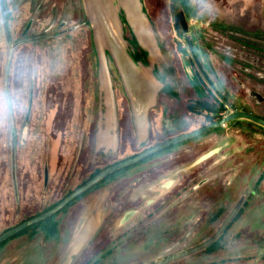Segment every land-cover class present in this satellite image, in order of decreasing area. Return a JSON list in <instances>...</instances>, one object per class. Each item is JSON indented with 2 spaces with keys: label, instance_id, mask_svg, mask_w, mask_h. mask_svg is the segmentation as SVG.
I'll use <instances>...</instances> for the list:
<instances>
[{
  "label": "rangeland",
  "instance_id": "374dc122",
  "mask_svg": "<svg viewBox=\"0 0 264 264\" xmlns=\"http://www.w3.org/2000/svg\"><path fill=\"white\" fill-rule=\"evenodd\" d=\"M187 1L184 34L173 24L177 0H141L162 86L137 116L146 120L137 139L111 61L117 42L94 50L87 0H5L0 86L21 92L24 107L0 127V235L105 167L205 126L206 114L186 109H197L193 88L207 91L198 62L213 95L264 116V0ZM121 29L138 54L125 21ZM257 133L233 121L112 172L48 221L3 241L0 264H151L212 237L237 204L210 250L169 264H264V133ZM119 199L124 205L114 204Z\"/></svg>",
  "mask_w": 264,
  "mask_h": 264
},
{
  "label": "water",
  "instance_id": "95a60500",
  "mask_svg": "<svg viewBox=\"0 0 264 264\" xmlns=\"http://www.w3.org/2000/svg\"><path fill=\"white\" fill-rule=\"evenodd\" d=\"M102 3V0H87V2L85 3L86 12L90 20L91 29L93 31V47L95 48L94 50H96V52L103 53L105 51L106 46L110 44L112 40L117 42L118 51H116V53L114 52V50L113 52L111 51L113 56V60L111 61H114L115 67L121 76L120 78H122V87L124 88L125 94L129 101L130 109L132 111L133 124L134 128L136 129V135L138 136V138H143L145 136L146 131V120L140 121L137 116L142 118L144 114L155 105L158 92L162 86L154 75V71L156 69V46L153 43L154 37L151 33V25L148 20L147 14L143 9L141 0H112L111 2L109 1V3L105 2L104 6ZM116 5L118 6V9ZM0 13L2 19V26L6 35L7 10L5 0H0ZM123 21H125V23L129 26L133 39L139 49L144 53V57L136 59L135 50L133 48L130 49L127 46L130 45L129 42H127L122 37L123 30L121 29V25L123 24ZM118 27L120 28L119 32L117 31ZM183 44L185 45L191 59L194 61L190 46L187 42H183ZM132 58H135V61H133ZM99 68L103 73L108 72V69L104 64H101ZM223 103L225 104L224 101ZM225 106L228 110V113L217 121H214L195 131L185 133L180 136L172 137L130 158L122 160L103 169L91 179H89L87 182H85L83 185L68 194L63 200H61L58 204L53 206L48 211L30 219H27L19 225L2 233L0 235V243L15 235L16 233L22 231L23 229L57 213L67 204H69L73 199L87 191L89 188H91L93 185H95L97 182H99L111 172L137 163L145 157H148L164 148L179 143L183 140L199 136L208 131L214 130L218 127L224 126L228 123L237 120L247 121L261 128H264V118L257 117L244 110L233 109L227 104H225ZM139 110L145 111L144 113H142V116ZM12 149H14L13 145ZM13 157L14 153L12 151V163H14ZM238 207L239 204H237L236 207L231 211V213L224 220L222 225L217 229V231L213 234L212 237L198 245H195L179 253L173 254L153 264H168L208 247L217 239L220 232L225 228V226L231 220L233 215L236 213Z\"/></svg>",
  "mask_w": 264,
  "mask_h": 264
},
{
  "label": "trees",
  "instance_id": "16d2710c",
  "mask_svg": "<svg viewBox=\"0 0 264 264\" xmlns=\"http://www.w3.org/2000/svg\"><path fill=\"white\" fill-rule=\"evenodd\" d=\"M177 2L179 3V7H180V9H179V11H177L175 14H173V24L175 25V27L177 28V30L179 31V27L181 28L180 29V31L181 32H183L184 34L185 33H187V29H186V17H184V16H186V12H187V10H186V8L188 7V1L187 0H177ZM215 29V28H214ZM216 33H219V31H216ZM187 41V43H188V45L190 46V48H191V52H192V56L194 57V55H195V51H194V48H193V45H192V43L189 41V40H186ZM246 47V46H245ZM208 48H210L211 49V46H209ZM247 48H248V46H247ZM137 55V57L139 58V56H140V58L141 57H144L145 55H144V53L142 52V51H139L138 50V54H136ZM216 55V54H215ZM217 57H218V55H216ZM219 59H220V57H219ZM224 61V60H223ZM198 62V61H197ZM225 62V61H224ZM226 63V62H225ZM245 64V65H247V66H245L246 68H250V65H249V63H246V62H242V64ZM197 67H198V70H199V78H198V81H199V84L201 85V86H203L204 88L205 87H207V91H206V93L204 92V91H201V89H200V87H199V89H196V88H193V91H194V93H195V95H196V99H197V101H195V106H197V109H195V107H194V105H189V104H187L186 105V109H187V111L189 112V113H195V112H197V113H204V114H206L205 115V121H206V125H208V124H210V123H212V122H214V121H217L218 119H220V118H222L223 116H224V114L227 112V109L225 108V104L223 103V101L225 100V98L218 92V94H219V96L220 97H216L215 95H213L212 94V92L208 89V86H206L204 83H202L203 82V79L205 80V81H207V83L209 84V85H211V86H213L211 83H210V79H209V77H208V75L206 74V72L202 69V67H201V65H200V63L198 62L197 63ZM198 72V71H197ZM200 74H201V76H203V77H201L200 76ZM203 78V79H202ZM200 92V93H199ZM195 99V100H196ZM210 99H212V100H210ZM226 101V100H225ZM232 107H234L235 108V106H232ZM238 108V107H237ZM239 109H243L244 111H247V112H249V113H251V114H253V115H255V116H257V117H260V118H264V116H262V115H259V114H257L256 112H253L252 110H249L248 108H246V107H240ZM234 122H240L243 126H245V127H247V128H249L252 132H255V133H264V128H261V127H259V126H257V125H255V124H253V123H250V122H247V121H234ZM205 125V126H206ZM257 133V134H258ZM249 135V134H248ZM97 173H94L93 175H91V177L92 176H94V175H96ZM70 194V193H69ZM66 197V196H65ZM64 197V198H65ZM63 198V199H64ZM62 200V199H61ZM72 202V201H71ZM70 202V203H71ZM69 203V204H70ZM68 204V205H69ZM56 205V204H55ZM54 205V206H55ZM68 205H66V206H68ZM53 207V206H52ZM52 207H49L47 210H45L44 212H46V211H48L49 209H51ZM62 210V209H61ZM60 210V211H61ZM238 210V209H237ZM43 212V213H44ZM59 212V211H58ZM236 213H237V211H236ZM236 213L233 215V217L231 218V220L228 222V224L225 226V228L220 232V234H219V236L221 235V234H223L225 231H226V229L228 228V226L230 225V223L233 221V219L235 218V216H236ZM37 215H39V214H36V215H33V216H31V217H28L27 219H30V218H32V217H35V216H37ZM50 217H52V216H50ZM50 217H48V218H46L45 219V221H48V219L50 218ZM27 219H25V220H27ZM226 219V218H225ZM25 220H22V221H20L19 223H17L15 226H17V225H19L20 223H22L23 221H25ZM224 222V221H223ZM38 223H40V222H38ZM38 223H35V224H33V225H37ZM14 226V227H15ZM32 226V225H31ZM13 228V227H12ZM28 228V227H27ZM27 228H25V229H23L22 231H20V232H18V233H16L15 235H13V236H11L10 238H13L14 236H16V235H18V234H20V233H22V232H24ZM9 229H11V228H9ZM9 229H7L6 231H8ZM6 231H4V232H6ZM3 232V233H4ZM218 236V237H219ZM217 237V238H218ZM9 239V238H8ZM7 240V239H6ZM2 243V242H1ZM0 243V244H1ZM210 247H212V244H210L208 247H206L208 250H210Z\"/></svg>",
  "mask_w": 264,
  "mask_h": 264
},
{
  "label": "clouds",
  "instance_id": "9594fccd",
  "mask_svg": "<svg viewBox=\"0 0 264 264\" xmlns=\"http://www.w3.org/2000/svg\"><path fill=\"white\" fill-rule=\"evenodd\" d=\"M24 100L21 92H9L0 86V127H3L8 117L23 111Z\"/></svg>",
  "mask_w": 264,
  "mask_h": 264
},
{
  "label": "flooded vegetation",
  "instance_id": "af4514ba",
  "mask_svg": "<svg viewBox=\"0 0 264 264\" xmlns=\"http://www.w3.org/2000/svg\"><path fill=\"white\" fill-rule=\"evenodd\" d=\"M116 93H117V92H116ZM173 137H175V136H173ZM171 138H172V137H171ZM169 139H170V138H169ZM160 143H161V142H160ZM151 147H152V146H151ZM149 148H150V147H149ZM147 149H148V148H147ZM145 150H146V149H145ZM137 154H138V153H137ZM133 156H134V155H133ZM128 158H130V157H128ZM126 159H127V158H126ZM124 160H125V159H124ZM131 165H132V164H131ZM110 166H111V165H110ZM129 166H130V165H129ZM108 167H109V166H108ZM105 168H107V167H105ZM105 168H104V169H105ZM125 168H128V166L123 167V168H120V169H125ZM102 170H103V169H102ZM102 170H100V171H102ZM118 170H119V169H118ZM100 171H99V172H100ZM116 171H117V170H116ZM99 172H97V173H99ZM111 173H112V172H111ZM111 173H110V174H111ZM108 175H109V174H108ZM108 175H107V176H108ZM94 176H95V175H94ZM107 176H106V177H107ZM92 177H93V176H92ZM92 177L90 176V177L88 178V180L91 179ZM106 177H104L103 179H105ZM103 179H101L100 181H102ZM88 180H86L85 182H87ZM100 181H99V182H100ZM85 182H84V183H85ZM99 182H97L96 184H98ZM84 183H83V184H84ZM83 184H81V185H83ZM96 184H95V185H96ZM81 185H80V186H81ZM95 185H93L92 187H94ZM80 186H79V187H80ZM92 187H91V188H92ZM77 188H78V187H77ZM77 188H76V189H77ZM91 188H89V189H91ZM89 189H88V190H89ZM88 190H87V191H88ZM85 192H86V191H85ZM85 192H84V193H85ZM84 193H82V194H84ZM82 194H81V195H82ZM79 196H80V195H79ZM76 198H77V197H76ZM62 200H63V199H62ZM73 200H74V199H73ZM116 201H117V200H114V204H118L119 206L124 205V201H123V200H120V199H119L118 203H116ZM59 202H60V201H59ZM57 204H58V203H57ZM67 205H68V204H67ZM41 214H42V213H41ZM53 215H54V214H53ZM53 215H51V216H53ZM49 217H50V216H49ZM170 256H171V255H170ZM168 257H169V256H168ZM166 258H167V257H166ZM163 259H164V258H163ZM161 260H162V259H161ZM156 262H157V261H156ZM154 263H155V262H154ZM151 264H153V263H151ZM168 264H169V263H168Z\"/></svg>",
  "mask_w": 264,
  "mask_h": 264
},
{
  "label": "crops",
  "instance_id": "0c3cea01",
  "mask_svg": "<svg viewBox=\"0 0 264 264\" xmlns=\"http://www.w3.org/2000/svg\"><path fill=\"white\" fill-rule=\"evenodd\" d=\"M136 57H137V55H136ZM138 58V57H137ZM154 75H155V77H156V79L158 78L157 76H156V69H155V71H154ZM159 82H160V80L159 79H157ZM161 91V89L159 90V92ZM158 92V93H159ZM137 139H138V136L136 135L135 136ZM143 138H145V136L143 137ZM143 138H140V139H143Z\"/></svg>",
  "mask_w": 264,
  "mask_h": 264
}]
</instances>
